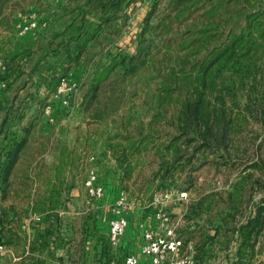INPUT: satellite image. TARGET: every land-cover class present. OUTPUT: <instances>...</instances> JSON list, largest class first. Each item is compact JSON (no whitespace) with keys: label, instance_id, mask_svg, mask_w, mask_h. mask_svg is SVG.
Returning a JSON list of instances; mask_svg holds the SVG:
<instances>
[{"label":"rangeland","instance_id":"rangeland-1","mask_svg":"<svg viewBox=\"0 0 264 264\" xmlns=\"http://www.w3.org/2000/svg\"><path fill=\"white\" fill-rule=\"evenodd\" d=\"M24 135L0 264H139L167 223L196 264H264V0H0V160Z\"/></svg>","mask_w":264,"mask_h":264},{"label":"built area","instance_id":"built-area-1","mask_svg":"<svg viewBox=\"0 0 264 264\" xmlns=\"http://www.w3.org/2000/svg\"><path fill=\"white\" fill-rule=\"evenodd\" d=\"M90 182V181H89ZM100 191V187L92 188L91 190ZM168 217H164V221H168ZM128 225L127 218L119 215L111 220L110 234L112 238H118L122 235ZM176 226L166 224V235L163 238H156L152 232L144 233L146 243L142 247V254L147 257L150 264H194V251L183 248L182 238L175 232ZM3 240H0V248ZM163 246L161 247V243ZM128 264H135L134 257L127 258Z\"/></svg>","mask_w":264,"mask_h":264},{"label":"trees","instance_id":"trees-1","mask_svg":"<svg viewBox=\"0 0 264 264\" xmlns=\"http://www.w3.org/2000/svg\"><path fill=\"white\" fill-rule=\"evenodd\" d=\"M229 47L223 48V50L220 49L217 54H213L210 61H204L201 62V68H200V77L198 80L199 85L202 86H213L216 82V76L212 75V72H220L222 70V67L225 66V64L229 65L230 60H234L232 62V68L236 69V66H240L238 63V58L235 57L236 48L235 45H231V50H229ZM97 87H95L94 90H96ZM202 105H203V99L201 95H198L196 99L192 103H186L185 104V110L192 111L193 116L197 121H203L205 124L208 122L210 117L209 113H207L206 116H204V113L202 111ZM207 125V124H206ZM43 199V198H42ZM261 207V208H260ZM257 213L254 214L252 217H250L246 223L240 228V231L245 234V239L249 240L250 236H252V228L256 226V224L259 223L261 218V211L264 210V205L260 206ZM10 231V229H8ZM2 236L0 235V238ZM11 240V239H10ZM7 238V241H10Z\"/></svg>","mask_w":264,"mask_h":264},{"label":"crops","instance_id":"crops-1","mask_svg":"<svg viewBox=\"0 0 264 264\" xmlns=\"http://www.w3.org/2000/svg\"><path fill=\"white\" fill-rule=\"evenodd\" d=\"M29 135H27V137H25V135H24L22 138L18 137L16 139L17 141H20V140L23 141L24 140V145L22 146V148L20 150H19V148H11L8 151H6V156H3V158H1V160H0V191L5 190V188H4L5 184H6L7 180H8V178H9V175H11V171L10 170H11V167H12V162L15 159L18 160L21 157L23 158L24 155L28 158L29 155L27 156V150H30L31 148L33 149V148H35V146H37V145L34 144L35 142H31L30 141ZM11 143H12V141L10 142V144ZM19 144H16L17 145L16 147L21 145V144L20 145ZM51 144H52V142L49 140L48 141V146H47L48 149L43 150L40 154L41 155H45L46 153H54V152H56L55 150H53L52 152L49 151V148H50ZM43 148H45V147H43ZM35 153H38V152H35ZM32 154H33V152H32ZM3 159L7 160V162H5V160H3ZM7 187H8V185H7ZM72 191L75 192V193H78L77 189H73ZM138 237H139V239H141L140 235ZM131 238H133V237H131ZM194 256H195L194 257L195 258L194 264H196V252H195ZM139 264H148V261H147V259L145 257L142 256L141 257V262Z\"/></svg>","mask_w":264,"mask_h":264}]
</instances>
